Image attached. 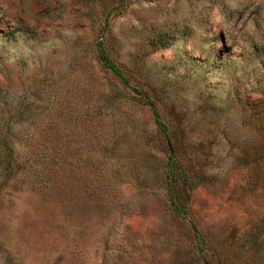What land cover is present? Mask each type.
Instances as JSON below:
<instances>
[{
  "label": "rangeland",
  "instance_id": "1",
  "mask_svg": "<svg viewBox=\"0 0 264 264\" xmlns=\"http://www.w3.org/2000/svg\"><path fill=\"white\" fill-rule=\"evenodd\" d=\"M0 264H264V0H0Z\"/></svg>",
  "mask_w": 264,
  "mask_h": 264
},
{
  "label": "trees",
  "instance_id": "2",
  "mask_svg": "<svg viewBox=\"0 0 264 264\" xmlns=\"http://www.w3.org/2000/svg\"><path fill=\"white\" fill-rule=\"evenodd\" d=\"M96 53H97L98 59L100 60L102 66L105 69H107L113 76H115L123 86L133 88L131 86L128 78L123 74V72L119 69V67L109 57V55L106 52V49L104 48L101 41H99L97 44V52ZM137 93L142 94L141 91H138ZM145 103L149 106L150 110L153 112V116H154V120H155V123L157 125V128L159 130L164 131L165 127H164V124L162 123V121L160 119V114L156 108L154 101L151 99H146ZM173 205H174V203H173Z\"/></svg>",
  "mask_w": 264,
  "mask_h": 264
}]
</instances>
